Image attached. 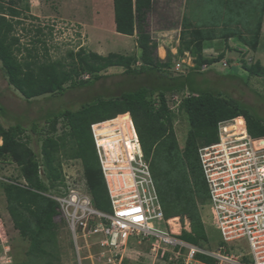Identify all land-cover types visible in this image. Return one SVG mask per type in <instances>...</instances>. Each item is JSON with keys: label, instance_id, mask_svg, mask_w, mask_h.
Here are the masks:
<instances>
[{"label": "trees", "instance_id": "1", "mask_svg": "<svg viewBox=\"0 0 264 264\" xmlns=\"http://www.w3.org/2000/svg\"><path fill=\"white\" fill-rule=\"evenodd\" d=\"M250 1L256 5H252L250 8L252 15L248 13V18L245 19L257 22L264 10L262 9L264 3L260 0ZM231 9L236 10L233 6L228 8L229 11ZM27 10L28 6L25 4L23 11ZM151 11L152 0H113L115 31L126 36L136 34L137 45L141 49L142 66L136 69V66L134 67L132 64L135 63L136 65L138 60L116 54H108L107 56H100L92 52L83 53L84 55L79 54L78 61L82 64V69L92 76L90 80L80 81L79 85L91 86L102 79L103 76L98 73L108 67H123V73L129 77L142 75L145 79L153 76L158 77L160 85H142L132 93L127 92L118 98L100 100L94 105L84 107L79 112L73 113L66 109L62 112L49 113L47 120L53 123L59 117L66 119L76 140L78 158L88 175V191L91 194L92 202L97 209L109 211L110 201L95 153L91 125L119 117L128 119L129 116L124 113H129L137 131L143 154L149 160L161 207L163 209L168 206L169 212L172 211L173 213L169 215L163 211L165 217L170 218L179 215L187 217L190 223V232L183 231L180 238L198 245L199 241L205 239L198 205H202L207 199V187L205 188V181L200 174L198 148L216 142L218 123L234 118L239 125L245 124L250 137L264 139V119L258 113V106H252L242 100L235 99L227 86L214 90L221 88V83L223 85V83L228 82V84L233 85V81L230 80L244 84L240 76L230 72L224 74V69H230L229 64H227V68L222 67L220 74L215 70L213 71V64L220 63L222 66V53L215 58L208 59H203L199 55L195 65L187 70V74L173 68L170 72L171 75H168L165 71L169 65L168 61L156 59L157 44L151 40L146 30ZM21 14V10L15 7L4 8L0 5V63L1 69L6 74L8 84L28 101L53 92L62 93L64 91L63 85L68 80V72L64 69V64L60 61L40 64L34 61L21 62L17 58L16 53L19 49L15 46L18 45V38L13 35V32L15 25L20 23L18 19H20ZM254 14L258 16L256 21L253 17ZM229 17L223 23L225 26L228 25L229 29L218 38L225 39L237 36L240 42L253 48V40L256 43L258 34L248 35L249 40H243L245 37L243 32L247 31L244 28L246 22L242 19L244 17L241 16L236 19L231 15ZM233 23L241 25L240 31L237 28V30L231 29L230 26ZM257 25H259L258 22ZM254 29L258 32L259 26ZM205 35L201 33L200 37ZM210 36L212 34L205 37L212 40ZM214 36L213 39H215ZM203 65L209 67L202 71ZM246 71L250 76L264 79V67L258 61L251 66H246ZM207 72L215 73L217 79L212 80L211 83V80L205 76L203 78V75L208 74ZM194 78H200V80L203 78V83H211L213 89H202L204 84L195 88L191 80ZM70 85L75 86L73 83ZM246 85L244 84V86ZM253 91L256 96L261 97L258 92H255L256 90ZM177 93H181L183 98L180 99ZM174 95L180 99L177 105L172 100ZM170 106L176 108L177 112L183 108L187 112L190 129L182 150L178 148L170 128L167 127L173 118L171 117L172 114L177 113ZM98 108L101 109V114L108 112L109 116L98 115L102 117L93 121L90 119V113ZM136 112L139 114L138 117L135 116ZM0 113H4L1 105ZM22 132H24V128L20 124L10 125L6 130L0 125V140L2 141L0 153L5 150L12 156H17L15 162L20 167L21 176L24 180V185L10 183L4 187L7 212L14 228L21 236L29 239L28 254L31 259L21 264H53L52 258L54 256L48 251V247L54 241V233L52 232L54 219L62 217V215L58 204L45 194H48L49 188L54 187L57 182H62L61 172L52 166L51 157L48 154V146H55L56 143L48 138L43 140L41 146L43 162L39 164L36 161V154L23 143H20L19 140H16ZM41 166L45 173L44 179L39 175V167ZM100 198L108 202L107 208L100 204ZM198 259L212 263L211 259L203 256H198Z\"/></svg>", "mask_w": 264, "mask_h": 264}, {"label": "rangeland", "instance_id": "2", "mask_svg": "<svg viewBox=\"0 0 264 264\" xmlns=\"http://www.w3.org/2000/svg\"><path fill=\"white\" fill-rule=\"evenodd\" d=\"M96 1L98 2H96V5L99 6V0ZM260 1L264 3V0ZM25 4L28 6L27 11H23ZM254 4L250 0H152V11L148 17L146 30L151 40L157 44L156 59L168 61L169 65L165 69L168 75H171L170 72L177 63L181 65L180 71L187 74V70H190V67L195 65L199 55L203 59H208L215 58L222 53V60L227 64H233L231 69L236 68L235 71L224 69V74L231 72V74H240L245 78L246 66H251L256 60L253 57L252 47L240 42L237 36L225 39L218 37L223 36V32L229 29L228 25H223L225 19L230 18V15L235 19L243 16L244 18L242 19L246 22L244 28L247 29L243 40H249L248 35H254V30L252 29L254 27L251 26L253 25L250 22L251 19L245 18H248V13L252 15L250 8ZM0 5L4 6V8L15 7L22 12L20 19H18L20 23L15 25L13 32V35L18 38V45L15 47L19 51L16 56L21 62L34 61L40 64L60 61L68 72V80L63 85L64 91L62 93L53 92L28 101L8 84L6 74L1 69L0 63V105L4 109V113H0V125L6 130L10 125L20 124L24 128V132L19 134L16 140H19L20 143H23L24 146L36 154V161L39 164L43 162V155L41 154L43 140L48 138L56 143L55 146H48V154L51 157L52 166L61 172L62 182H57L54 187L49 188V194L62 192L66 190L67 186L74 190L78 189L87 192L91 196L88 191V175L83 169L81 160L78 158L76 140L71 133L70 125L64 117H59L52 123L47 120V115L53 112H62L66 109L73 113L79 112L84 107L94 105L100 100L118 98L127 92L132 93L142 85H160V80L154 76V79L153 77L145 79L144 75L129 77L123 73V67H108L98 73L103 76L102 79L91 86L79 85V82L83 80V76L88 73L82 69V64L78 61V55L94 52V47L89 42L83 26L84 21L90 20L91 17L92 7L88 0H0ZM232 6L236 10L233 11L231 9L229 11L228 8ZM88 8L90 10H87ZM108 8L110 9L109 5ZM106 15L108 17V14L105 13V18ZM108 23V20H103V24L107 25ZM230 27L239 31L241 29L239 23H233ZM201 33L207 36L212 34L210 36L212 40H208L205 37L206 35L200 37ZM111 34L109 32L108 36L110 39L105 35L106 45L111 46L116 43L112 41L114 35ZM213 35H215V40ZM135 39L137 42V36ZM261 44L264 47V41H260L259 47ZM229 46L231 50H228ZM160 50L163 51L162 57L159 55ZM128 51L123 52L118 48L114 50L111 47L102 53L104 56H107L109 52L126 53L128 57L138 60L136 65L135 63L132 64L138 69L142 66L141 49H139L137 56L134 51ZM212 66L213 71L215 70L220 74L222 71L221 64L215 63ZM208 67L203 65L201 70H206ZM204 76L211 80V83L214 79H217V75L212 72L203 75V78ZM91 78L92 76L89 77V80ZM191 80L195 88H199L204 84L202 89H213L211 83H203L200 78ZM230 81H233V85L228 84V82L223 83V85L221 83V88L215 87L216 89L214 90L227 86L235 99L242 100L252 106H258V113L264 119V79L248 77L246 86H244L245 83L242 84L235 80ZM72 83L75 86H71L70 84ZM252 88L261 97L256 96ZM177 95L180 99L183 96L181 93H177ZM223 95L226 96L225 94ZM171 107L174 108L173 106ZM174 110L176 111V108ZM248 110L250 111V109ZM100 111L101 109L98 108L90 113V119L93 121L97 120L102 117L98 115L103 114V117L109 116L108 112L101 114ZM135 116L138 117L139 114L136 112ZM171 117L173 118H171V123L167 127L170 128L178 148L182 150L190 129L186 109H181L175 115L172 114ZM225 123L229 122L226 121ZM1 145L2 141L0 140ZM258 147L260 152L264 153V143L258 144ZM141 151L143 152L142 147ZM16 157L5 150L0 153V264H21L31 259L28 254L29 239L21 236L14 228L6 207L4 187L10 183L24 182L20 167L15 162ZM95 167L97 168L96 163ZM44 174L43 167H39V175L42 179H44ZM100 204L106 208L108 207V202L105 199L102 200L100 198ZM198 207L200 206L198 205ZM163 209L169 215L173 214L172 211L169 212L168 206ZM207 212V209L200 208L199 213L204 227L205 239L204 241H199L198 245L203 249L216 251L222 245V239L219 232L210 225V218ZM176 217L179 218L182 226L189 224L190 232L188 218L182 215ZM54 220V228L52 229L54 241L48 247V251L54 256L52 258L53 264H74L73 261L77 254H74L73 243L66 222L63 217H56ZM95 241L90 240L87 245L80 241L79 256L85 258L83 264H91V261H94V258L99 256V253L101 255V248ZM122 251L125 252L123 255L128 258V263L147 264L150 262L146 255L148 244H132L129 248ZM239 252H247L246 246H238L237 244L229 246L230 254H238ZM156 264L162 263L157 262Z\"/></svg>", "mask_w": 264, "mask_h": 264}, {"label": "built area", "instance_id": "3", "mask_svg": "<svg viewBox=\"0 0 264 264\" xmlns=\"http://www.w3.org/2000/svg\"><path fill=\"white\" fill-rule=\"evenodd\" d=\"M227 66L222 61V67ZM180 67L177 63L174 70ZM89 77L85 74L82 79ZM172 100L175 105L180 101L176 95ZM226 121L217 125V141L197 150L207 187V199L199 205V211L208 210L210 225L221 236L222 245L216 251L184 241L180 235L189 232V224L182 226L178 217H165L149 160L141 151L130 119L134 136L128 143L135 146L131 155L125 152L127 141L122 139L118 125L101 127L97 123L96 129L91 126L95 153L109 193V211L97 209L87 192L67 186L62 192L45 194L58 204L66 222L77 254L73 263L83 264L85 259L79 256L80 241L87 245L96 240L102 252L91 264H127L122 250L143 243L148 244L147 264H205L198 256L211 259L212 263L206 264H264V153L258 147L264 139L250 137L244 123V134H239L234 130V119ZM101 140H110L120 151L114 156L99 143ZM108 175L121 180L126 187L123 192H110ZM234 244L245 245L247 252L230 254L229 246Z\"/></svg>", "mask_w": 264, "mask_h": 264}, {"label": "crops", "instance_id": "4", "mask_svg": "<svg viewBox=\"0 0 264 264\" xmlns=\"http://www.w3.org/2000/svg\"><path fill=\"white\" fill-rule=\"evenodd\" d=\"M88 1L90 2V5L92 7L91 8V17H90V20L84 21L85 23H83V26H84L85 33L88 35L89 42L92 43V45L94 47V52H92V53H96L97 55L104 56V54L102 52L113 47L114 50H116V48H118L119 50H121L123 52L124 51L126 52L128 50H129L128 52L134 51L135 55L137 56L140 48L137 47V42L135 39L136 35L126 36V35L116 33V31H115L114 14H113V0H99V6L96 5V2H97L96 0H88ZM260 4H261V2H260ZM108 5L110 6V9L108 8ZM106 8H108V9H106ZM262 9H264L263 6H262ZM87 10H90V8H88ZM255 11H256V9H255ZM105 13L108 14V17L106 15V18L104 17ZM257 14L256 15L254 14V16H253L254 20L257 19V17H258ZM261 14H262L261 17L257 20L259 25H257V22H253L251 20H250V22H252L253 25H251V26L254 28L259 26L258 32H256L255 29L252 28L254 30V35L258 34L256 43L253 40V48H252L253 57H254V59H256L255 60L256 62L258 61L260 63V65L264 67V47L262 46V44L260 45V47L258 45L260 43V41H264V39H263V37H264V11H262ZM76 18H77V15H76ZM103 20H108L109 23L107 25L103 24ZM109 32L112 33L111 35H114L112 37V41L116 42L114 45H111V46L108 44L106 45V40H105L106 39L105 35L109 38V36H108ZM243 34L246 35V32H244ZM228 50H231L230 46H229ZM159 52H160L159 55L162 57L163 51L160 50ZM107 54H116L119 56L128 57L126 53H122L123 54L122 55V54H117L115 52H109ZM255 61H254V63H255ZM229 65H230V71L236 70V68L231 69V66L233 64H229ZM234 75L241 76V78L243 79V82L245 84H247L248 77L260 79V77L250 76L247 73V71H246V77L245 78L240 74H234Z\"/></svg>", "mask_w": 264, "mask_h": 264}, {"label": "bare ground", "instance_id": "5", "mask_svg": "<svg viewBox=\"0 0 264 264\" xmlns=\"http://www.w3.org/2000/svg\"><path fill=\"white\" fill-rule=\"evenodd\" d=\"M234 122H235L234 130L237 131L239 134H244L243 126L239 125L235 119H234ZM113 123L115 125H118L120 128H122V139L124 141H127L125 152L128 155H131V153L135 150V146L130 145L128 143V141L134 136L133 130L130 125V119L129 118L128 119L115 118L113 121H104L99 126L101 127L108 126ZM96 128H97L96 125H94V129ZM99 143L104 146L106 151L109 150L114 156L118 153V151H120V148L118 146L117 147L115 145L112 146L110 140H101ZM107 154L109 155V153ZM109 166H111V164H109ZM108 184L110 187L109 190L110 192H112L113 195L123 192L124 189L126 188V187H123V183L121 182V180L118 181V179H116L115 176L110 178V176L108 175Z\"/></svg>", "mask_w": 264, "mask_h": 264}, {"label": "clouds", "instance_id": "6", "mask_svg": "<svg viewBox=\"0 0 264 264\" xmlns=\"http://www.w3.org/2000/svg\"><path fill=\"white\" fill-rule=\"evenodd\" d=\"M124 114H127L129 117H130V114L129 113H124ZM120 115H122V114H120ZM117 116H119V115H117ZM116 116V117H117ZM242 118V117H241ZM130 119H131V117H130ZM235 119V118H234ZM243 119V118H242ZM112 120V119H111ZM107 121H109V120H107ZM131 121H132V119H131ZM244 121V120H243ZM104 122V121H103ZM99 123H102V122H99ZM95 124H97V123H95ZM132 124H133V121H132ZM92 125H94V124H92ZM91 125V126H92ZM133 127H134V125H133ZM134 129H135V127H134ZM135 132H136V130H135ZM137 134V133H136ZM138 136V135H137ZM93 143H94V141H93ZM103 177V176H102ZM105 182V181H104ZM21 184V183H20ZM105 186H106V183H105ZM106 189H107V187H106ZM107 192H108V190H107ZM108 197H109V193H108ZM110 201V200H109Z\"/></svg>", "mask_w": 264, "mask_h": 264}]
</instances>
